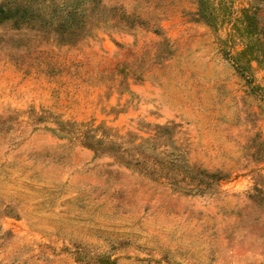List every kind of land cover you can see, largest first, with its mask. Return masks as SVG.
I'll use <instances>...</instances> for the list:
<instances>
[{
  "label": "rangeland",
  "instance_id": "1",
  "mask_svg": "<svg viewBox=\"0 0 264 264\" xmlns=\"http://www.w3.org/2000/svg\"><path fill=\"white\" fill-rule=\"evenodd\" d=\"M57 1L0 0V264H264V65L232 28L250 0H211L216 28L199 0H102L117 25L74 43ZM141 150L225 177L187 193Z\"/></svg>",
  "mask_w": 264,
  "mask_h": 264
},
{
  "label": "trees",
  "instance_id": "2",
  "mask_svg": "<svg viewBox=\"0 0 264 264\" xmlns=\"http://www.w3.org/2000/svg\"><path fill=\"white\" fill-rule=\"evenodd\" d=\"M223 5L222 2L216 6L211 0H199L198 18L209 26L216 28L224 20L225 5ZM2 14H5V10L0 6L1 17ZM54 15L57 19L56 30L58 35L61 38L68 36L71 43L90 36L94 28L117 25V14H108V9L103 6L102 0H59L54 9ZM232 28L244 42V48L235 56L236 60L242 57L246 58L248 62L255 61L264 65V0H250L249 5L243 7L240 15L235 17ZM237 64H239L238 61ZM167 129L169 127L158 126V130ZM83 143L96 151H103L105 148V144L101 139L90 137L88 133H84ZM115 145L114 143H108L107 146L112 148ZM139 154H142L141 158H135L133 161L131 158L126 162L143 165L148 172H157L159 178L166 179L176 188H183L180 182L187 183L189 187H184L187 193L193 191L202 193L225 177L222 173H209L200 167L195 165L191 167L188 164L177 168L176 171L170 166L176 165L177 158L162 162L157 160L160 166L157 169L151 168L148 167L150 156L146 151L141 150Z\"/></svg>",
  "mask_w": 264,
  "mask_h": 264
}]
</instances>
